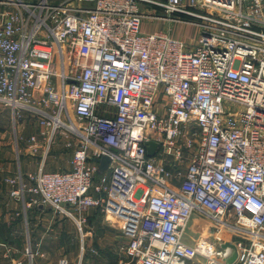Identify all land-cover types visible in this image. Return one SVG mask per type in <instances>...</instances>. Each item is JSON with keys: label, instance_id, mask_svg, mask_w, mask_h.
Segmentation results:
<instances>
[{"label": "built area", "instance_id": "obj_1", "mask_svg": "<svg viewBox=\"0 0 264 264\" xmlns=\"http://www.w3.org/2000/svg\"><path fill=\"white\" fill-rule=\"evenodd\" d=\"M144 20L194 26L196 44ZM0 105L39 128L41 166L5 179L15 199L79 229L92 209L120 221L124 264H225L226 241L264 264V0H0ZM59 134L70 169L46 171Z\"/></svg>", "mask_w": 264, "mask_h": 264}, {"label": "crops", "instance_id": "obj_2", "mask_svg": "<svg viewBox=\"0 0 264 264\" xmlns=\"http://www.w3.org/2000/svg\"><path fill=\"white\" fill-rule=\"evenodd\" d=\"M149 22L154 24L152 21ZM171 24H166L163 30L151 33L162 32L171 36V27L170 29L167 27ZM172 38L188 43L178 37ZM195 44L196 41L193 45H186L193 47ZM38 130L35 124L34 132ZM59 136L65 138L64 135ZM62 141L66 142L64 139L60 140ZM40 142L43 144L42 139ZM23 144L27 148L25 140ZM25 147L24 152L27 157L19 159L17 156L14 160L9 158V161H6L9 166L7 172L0 173V241L11 249L6 258L0 254V264H13V262L58 264L62 259L69 264H124L126 261L124 247L127 240L120 232V221L103 216L98 210L92 209L86 213V222L79 229L73 220L54 215L51 209L43 205L38 198H35L36 202H33V197L26 193L21 200L14 198L13 192L17 187L7 184L5 179L21 174L25 181L26 175L36 172L42 163L41 154L29 155ZM48 158L47 155L42 164L44 170L68 171L70 169V159L69 164L67 162V165H59L60 169L56 167L58 164L45 165ZM16 160H22L20 167ZM25 251H28L31 257L26 255Z\"/></svg>", "mask_w": 264, "mask_h": 264}, {"label": "rangeland", "instance_id": "obj_3", "mask_svg": "<svg viewBox=\"0 0 264 264\" xmlns=\"http://www.w3.org/2000/svg\"><path fill=\"white\" fill-rule=\"evenodd\" d=\"M150 21L154 22V24L153 23L151 24V22L145 20V22H143L141 32L151 33L166 28L167 22L164 23V21L158 20V22L155 23V21L153 20ZM167 27L169 29L171 27L170 33L172 37H178L180 39L188 41V43L186 44L193 45L195 43L197 32L192 26L178 22H172V24L170 26L167 25ZM35 124H36L35 119L29 117L28 114H21L20 118L13 119L9 110L4 108L2 105H0V173L1 174H5L7 172V167L9 166L7 165L8 162L6 161L7 160L9 161V158L14 160V158H16L17 156L19 159L27 157L25 156V152H24L25 145L23 144V142L25 139L30 137V135H33L31 133L34 132ZM59 135L56 136V138L53 141V144L51 145L50 151L48 153L49 158L47 159L45 165L46 164L48 165V163L49 164L53 163V164H58V166L56 167L60 168L59 165H63V164L67 165V162L69 164V159L71 157L74 148L72 147V145L70 146L71 148H66V144L68 143L71 144L73 140L68 139V137L64 134L63 135L66 139L61 138L63 136H59ZM61 139L66 140V142L65 141L64 143L63 141L60 142ZM25 149L27 148L25 147ZM3 161L5 162L3 163ZM16 162L17 165H19L20 167L22 160L21 161L16 160ZM182 169H184V164ZM24 182L26 183V180ZM230 233H231L230 231H227L224 233V235L230 238L231 235ZM117 234L119 235L118 232Z\"/></svg>", "mask_w": 264, "mask_h": 264}, {"label": "water", "instance_id": "obj_4", "mask_svg": "<svg viewBox=\"0 0 264 264\" xmlns=\"http://www.w3.org/2000/svg\"><path fill=\"white\" fill-rule=\"evenodd\" d=\"M144 145L146 146V153L148 156H153L158 148V144L153 141H147L144 143ZM92 162L98 164V170L102 172L108 164V158L100 157V158L92 159ZM216 247L221 259L225 264L236 263V260L238 258V251L232 243L227 241L217 242Z\"/></svg>", "mask_w": 264, "mask_h": 264}, {"label": "trees", "instance_id": "obj_5", "mask_svg": "<svg viewBox=\"0 0 264 264\" xmlns=\"http://www.w3.org/2000/svg\"><path fill=\"white\" fill-rule=\"evenodd\" d=\"M1 242V241H0Z\"/></svg>", "mask_w": 264, "mask_h": 264}]
</instances>
